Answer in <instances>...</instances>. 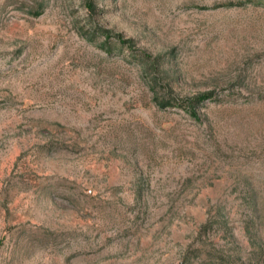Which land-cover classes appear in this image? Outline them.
Instances as JSON below:
<instances>
[{
  "label": "rangeland",
  "instance_id": "374dc122",
  "mask_svg": "<svg viewBox=\"0 0 264 264\" xmlns=\"http://www.w3.org/2000/svg\"><path fill=\"white\" fill-rule=\"evenodd\" d=\"M0 264H264V0H0Z\"/></svg>",
  "mask_w": 264,
  "mask_h": 264
},
{
  "label": "trees",
  "instance_id": "16d2710c",
  "mask_svg": "<svg viewBox=\"0 0 264 264\" xmlns=\"http://www.w3.org/2000/svg\"><path fill=\"white\" fill-rule=\"evenodd\" d=\"M104 32H105L106 40H107V39L109 40L110 35H108V32H107V31H104ZM117 42H118L120 45L125 44V43L123 42V40L120 39V37H117ZM138 58H140V60H143V58L147 59V57H143V56H139ZM200 98H201V97H199L198 99L200 100ZM204 98H205V97H204ZM202 99H203V98H202Z\"/></svg>",
  "mask_w": 264,
  "mask_h": 264
}]
</instances>
